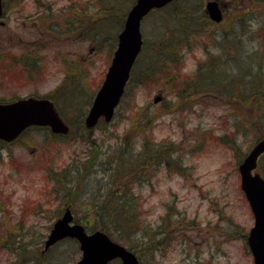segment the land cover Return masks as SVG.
<instances>
[{"label":"rangeland","instance_id":"rangeland-1","mask_svg":"<svg viewBox=\"0 0 264 264\" xmlns=\"http://www.w3.org/2000/svg\"><path fill=\"white\" fill-rule=\"evenodd\" d=\"M15 1L16 8L10 12L7 28H0V37L13 34L22 36L23 40L36 38L44 25L37 20V4L34 0ZM68 1L47 2L52 3L55 15ZM111 1L81 0L86 20L82 33L77 29L72 38L56 36L41 47L37 51L39 64L33 81L22 74L21 60L14 59L23 53L25 44L17 39L0 43V98L49 92L66 72L72 74L73 84L63 96L55 97L60 107H63L62 100L69 101L66 102L70 105L68 109L62 110L73 127L68 138H51L49 131L30 128L13 144L0 146V264H7L13 258L5 250L11 242L6 234L12 224H5L2 214L8 208L14 211V216L22 210V229L28 232L23 243L33 247L32 252L23 251L24 264H73L80 258L78 244L72 238L55 243L47 252L40 251L39 241L45 238L65 203L72 205L80 222L88 221L87 224L96 227L102 219L112 230L113 239L125 246L128 242L140 248L139 244L146 241L145 231L128 236L114 231L119 197L125 205L142 211L140 220L150 227L146 236L155 238L139 256L141 264H252L243 238L239 237L252 224V214L239 190L238 174L230 169L233 158L220 141L242 125L248 133L242 136L238 133L232 138H241V142L247 138L246 145L252 142L258 131L250 126L249 120H264V93L247 97V92L238 102V89L222 94L220 89H215L226 86L218 83L212 93L216 98L205 105L196 102L199 94L184 102L174 95L179 91L181 80L196 70L197 62L206 64L211 56L216 57V62L227 64L214 73L221 78L232 75L231 68L235 71L233 75L240 77L248 65L254 66L257 62H261L264 76V0H222L225 17L218 25H211L204 16L205 0L193 3V0H178L180 8L192 6L189 12L194 30L175 31L179 37L178 62L166 63L165 73L157 74L146 83L130 79L127 94L112 121H100L88 135L87 129L77 127L78 122L84 117L115 49L117 27L120 29L123 22L122 18L118 25V15L124 16L133 3L132 0ZM101 6L108 9L100 10ZM162 10L153 11L142 20L141 31L147 46L143 57L135 62V77L144 71L147 60L150 64L158 60L152 55L156 42H176L173 36L168 39L167 35L177 24L176 19L172 12H167L169 8ZM239 11L243 12L240 18L228 20L231 13ZM110 14H114L112 19L105 18ZM65 16L66 12L63 17L59 13L58 18ZM21 19L26 25L21 24ZM223 30H229L226 37ZM205 75L215 79L209 73ZM167 77L173 79L168 82ZM155 95L162 97L156 103ZM233 121L237 123L231 125ZM260 131H264V126ZM146 140L167 141L169 144L164 148L175 147V151L167 154L166 160L156 162L147 157ZM89 163H93L90 170ZM70 167H78L73 170V180ZM123 170L129 173L121 180ZM60 172H65L63 184L57 178ZM217 208H221V214L216 213ZM103 212H108L107 216ZM166 214L170 219H164ZM229 214L237 226L231 224ZM96 219L99 221L93 224ZM162 219L168 224L161 225ZM161 229L165 230L162 235ZM111 264L120 262L114 260Z\"/></svg>","mask_w":264,"mask_h":264},{"label":"water","instance_id":"water-1","mask_svg":"<svg viewBox=\"0 0 264 264\" xmlns=\"http://www.w3.org/2000/svg\"><path fill=\"white\" fill-rule=\"evenodd\" d=\"M173 0H135L127 11L122 29L117 35V44L104 79L96 91L84 119L87 128L95 126L99 118L110 121L118 106L129 78L131 67L142 46L140 23L152 9L160 8ZM205 9L214 21H220L222 12L216 0L206 2ZM1 12V0H0ZM156 95L153 101L160 100ZM29 125H47L55 133H67L68 125L61 119L52 101L46 98L28 97L11 103H0V139L10 141ZM264 151V139L260 140L241 163V187L245 191L255 215V224L248 236V245L255 264H264V180L250 170L255 166L257 155ZM73 222L67 207L56 219L44 246L69 236L76 238L82 251L74 264H109L120 258L121 264H139L136 254L124 245L112 240L102 230L87 233L84 226Z\"/></svg>","mask_w":264,"mask_h":264},{"label":"flooded vegetation","instance_id":"flooded-vegetation-1","mask_svg":"<svg viewBox=\"0 0 264 264\" xmlns=\"http://www.w3.org/2000/svg\"><path fill=\"white\" fill-rule=\"evenodd\" d=\"M48 1V0H47ZM47 1H42V0H34V3L37 4L36 9L37 10V20L40 21L41 23H44V25H42V29H40V35L37 36L36 38H32L30 40H23L22 36L20 35H13V34H7L5 38L0 37V43H4L5 42H11L14 41L15 39L18 40V42H21L22 44H25V50L23 51L22 54H20V56H14V59H16L18 61V59L21 60V69H22V74L24 76H26V78L29 81H33L36 78V65L39 64L38 61V57L40 56L39 53H37V51L44 46H47L49 42H51V40H54V38L56 36H65V37H71L73 36V34L77 31L79 33H82L83 30V26L84 23L86 22L84 15L81 11L82 8V2L81 0H70L67 2L66 6H63L60 10L59 13H61V17H63V14L66 12V16L62 19L58 18V14L54 15V12L51 10L52 7V3L50 4V2ZM15 0H2V7H3V11H2V15L0 18V28L5 29L7 28L8 24H9V20L11 18V14L10 12L13 11L16 7H15ZM219 6L221 7V9L223 10V18L220 22H214V21H210L211 25H218L221 24L224 21V17H225V9H224V3L222 2V0H218ZM243 12H233L231 13V15H229V19H237L241 17V14ZM235 14V15H234ZM233 15L235 16V18H233ZM27 19L29 18V16L26 17ZM37 22V21H36ZM21 24L24 26L25 24V20L21 19ZM86 24V23H85ZM240 26L242 25V23H240ZM228 26V25H227ZM223 35L226 36V32L229 30H223ZM81 35V34H80ZM81 39V38H80ZM30 44V45H29ZM19 55V54H16ZM1 63V61H0ZM198 73L195 72V75H197ZM64 80H66V78H64ZM34 83V82H32ZM200 80L198 77H195V79L193 80V84L196 85L195 87H199L198 85L200 84ZM60 88H63V94L69 90L66 86V83H64L63 85H59ZM61 90V89H60ZM48 93V92H47ZM47 93H38V92H29L24 96H15V97H11V98H0V102H9L12 100H15L16 98L19 97H25V96H30V95H35V96H46L49 97L53 102H55L53 96L54 94H47ZM61 93V92H60ZM197 94H199V97H196V102H200L201 105H205L206 103H208L211 98L213 97V94L211 92H205V91H199ZM195 102V103H196ZM56 103V102H55ZM47 128V127H46ZM246 131V130H244ZM21 136L17 137V138H21ZM54 137H65L64 135L61 134H54ZM224 143L226 145V149L228 150L229 154L231 155V157L233 158V162H230L231 167L230 169H234L236 171V173L238 174V170H239V163L242 161V159L244 158V156L247 154V152L249 151V149L251 148V146L259 139V138H253L252 142H250L248 145H246L245 141L247 138H243V142H241V138H223ZM1 142V141H0ZM14 141H11L9 143L7 142H3L1 143V145H8V144H13ZM16 142V141H15ZM244 144V146H243ZM251 145V146H249ZM253 172H258L261 176L264 177V152L261 153L258 158H257V162H256V167L253 170ZM21 207V206H20ZM20 211V210H18ZM3 214L2 216L6 218V223H10L12 224V228L9 229V235L6 234V236H9L11 239V243H13V240L16 239L17 243L19 242L22 234H23V226H22V222L24 220V218L21 217V215H23L22 210L17 213L14 216V211L11 210L10 208L3 210ZM62 212V211H61ZM56 218V217H55ZM54 218V219H55ZM14 222V223H12ZM243 234L240 235L243 236ZM160 249L161 251L163 250V248ZM6 252H8L10 254V256H13V258L9 259V262H7V264H24L23 263V249L21 246H7V248L5 249ZM41 253L47 252V250H44L43 248L40 250ZM249 252V250H247ZM250 254V252H249Z\"/></svg>","mask_w":264,"mask_h":264},{"label":"trees","instance_id":"trees-1","mask_svg":"<svg viewBox=\"0 0 264 264\" xmlns=\"http://www.w3.org/2000/svg\"><path fill=\"white\" fill-rule=\"evenodd\" d=\"M113 2H117L116 0H112L111 3ZM132 2H134V0H132ZM178 1H174L171 4L167 5L166 8L171 9L170 12L173 13L174 18L176 19V23L174 24L171 28H173V30H168L167 35L170 36L168 39H171V36H173L174 40L176 42H170V43H164V42H156L154 44V49L155 51L152 53L155 54L154 56H157L158 60L153 63H147L146 65V69H144L145 71L143 72V74L141 76H139L137 78V82L138 83H146L147 80L151 79H155L157 74H164L165 73V65L166 63L169 64L171 61L174 62H178V58L179 56H177V43L179 41V37L177 35L176 32H190V31H194L192 30V20L190 18V12L189 9L192 8V6H184L182 8L179 7V4L177 3ZM112 7V6H111ZM179 7L178 11H176V9ZM108 7L107 6H101L100 10H107ZM165 9V8H164ZM163 11V10H162ZM107 15L105 16V18L111 16ZM125 16V13H124ZM124 16L122 15V17L120 18V15H118L119 19L116 20L118 22V25L121 23L122 18H124ZM112 19V18H111ZM173 19V18H172ZM171 19V20H172ZM174 22V23H175ZM91 26V25H89ZM176 31V32H175ZM146 44L144 46V52L146 50ZM218 65V62H217ZM215 65L208 73L211 72L212 76H215V79L213 81H221L222 78L215 75V70L216 66ZM225 66V65H223ZM261 63L257 62L254 66L248 65L247 67V71H246V78L244 79L243 77L245 76V73L243 72V75H241L240 77L237 75H228V77L223 78L224 80H222L221 82H225L230 83L231 89L230 91L233 92L234 89H238L237 93L242 92L244 96L247 95L248 92V96L247 97H253L257 94H263L264 93V76L261 70ZM233 68H231L230 70L232 72H234L232 70ZM173 77H167V81L169 82L170 80H172ZM178 93L176 94L178 97H180V99H186L189 97L190 94L194 93L192 92L190 89H188L187 87H185L184 84H182V86L179 84V91H177ZM174 93V92H173ZM243 95L241 96L243 99ZM83 113V112H82ZM259 118V117H258ZM81 120V119H80ZM78 122L77 127L82 126V121ZM261 123H264V120H262L261 118H259V120H257L255 122V125L257 128H261L263 127ZM260 137H264V131H260L259 134ZM145 145L151 150V152H149V154L151 155V158L153 157L154 159L157 160H166V156L169 153H172L175 151V147H168V148H164V146H168L167 144H169V142L164 143L162 141L160 142H149V141H145L144 142ZM124 149L122 150V153H124ZM121 157V155H119V158ZM78 167L76 168H69V170H71L70 172V177L73 180L74 178V171L73 170H77ZM81 169V166H80ZM125 171V172H123ZM121 171V176L120 179L123 180L127 177V174L129 173V170H123ZM80 171H79V176L78 178H80ZM59 176V174H58ZM58 178V177H57ZM57 178L54 177L55 180H57ZM59 182H61V184H63V182L65 183V179L63 178H58ZM68 182V181H67ZM58 186H60V184H57ZM124 190H127V187L124 188ZM119 200V207H116V211L118 212L117 217L115 218V223H116V227L114 228V231L123 233L124 235L128 236L130 234L135 233L136 231H145V233L147 234V228L148 227V223H144L142 224L141 219V214L142 211H138L137 209L133 208L132 206L126 204L123 202V199L121 197L118 198ZM106 208V206H105ZM104 209V208H103ZM122 210L124 211V213H122ZM108 212H103V215L107 216ZM96 222H92L93 224H96L99 219H96ZM141 222V224H140ZM87 227L89 229H102L104 231H106L107 233L111 234L112 230L106 226V224H104V220L101 219V221L97 224L96 227H91L92 224H86ZM115 225V224H114ZM163 231H165L163 229ZM10 233H8L7 235H9ZM143 232V239H145V235ZM14 242V240H13ZM13 244V243H12ZM10 243L7 244V246L12 245ZM14 246H18L17 242L15 244H13ZM127 245L130 249L133 250H138L137 248L133 247L130 243L127 242ZM140 248H144L145 243L141 242V244H139ZM27 249L24 247V251H26ZM139 251V250H138Z\"/></svg>","mask_w":264,"mask_h":264}]
</instances>
